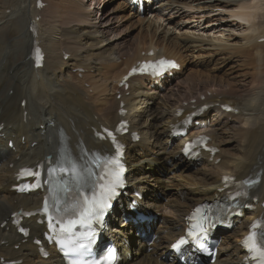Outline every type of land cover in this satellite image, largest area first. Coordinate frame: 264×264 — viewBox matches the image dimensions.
Instances as JSON below:
<instances>
[{
	"label": "bare ground",
	"instance_id": "bare-ground-1",
	"mask_svg": "<svg viewBox=\"0 0 264 264\" xmlns=\"http://www.w3.org/2000/svg\"><path fill=\"white\" fill-rule=\"evenodd\" d=\"M37 1L0 2V264H62L50 248V256L43 261L37 248L32 245V239L41 238L44 231L36 225L34 218L24 222L31 230L27 239L18 236L10 225L12 214L38 209L43 196L40 192L26 196L14 193L12 187L15 186L17 170L25 165H35L48 155L55 159L62 144L71 154L81 155L86 161V153L108 149L106 143L94 139V133L99 132L101 126L114 127L122 119L130 125L129 134L123 139L130 198L133 200L134 192L142 191L144 206L153 209L158 206L154 193L161 192L162 196L168 197L165 184L174 180L170 184L175 191L172 194L175 195L172 201L174 213L169 207L171 200L167 201L166 206L171 209L175 219L162 217L157 225L154 221L135 222L132 225L134 228L145 236H150L152 232L156 240L151 253L140 252L132 258L130 252L134 239L128 230L113 227L117 220L122 221L125 217V210H119L121 218H114L109 226L113 228L110 241L120 247V264H182L169 255V247L173 240L183 235L184 218L194 206L222 198L224 185L221 180L225 175L232 176L236 181L249 176L257 177L258 181L247 201L252 209L244 211L243 218L234 221L236 225L232 230L221 234L215 262L246 264L240 239L247 232L250 221L264 217V0H157L147 14L128 6L126 0H111L119 7L116 9H120V20L139 30L134 49L112 50L109 54L112 58L106 57L103 46H97L99 43L102 45L103 37L114 33L112 28L115 29L111 25L112 15L101 13L96 7L98 0H40L45 6L39 10L36 9ZM6 10L9 14H6ZM166 12L179 14L178 18L186 14H196L194 17L199 18H182L177 24L182 22L189 26L182 28V24L179 29L177 24L172 26L170 23L172 18H165ZM209 12L216 15V12H220L217 15L220 17L218 25L210 18L207 21L206 14ZM166 22L169 24L163 25ZM226 22L230 26L239 25L243 31L235 38L223 36L220 24ZM34 26L37 36L33 34ZM34 42L39 43L45 55L43 68L38 70L33 69L29 58ZM112 42L117 46L115 37L108 41ZM150 50L154 53L152 59L164 57L175 60L179 64V72L160 81L131 78L129 89H120V78ZM66 55L68 59L64 60ZM94 56L101 62L90 64L86 61ZM245 63L249 65L246 77L250 78L247 90L236 91L234 78H219L218 86L222 89L215 87L217 71L224 75L227 73L223 77L232 76ZM193 66H201L202 71L189 72L188 83L192 85L194 81L201 82L202 79L205 82L213 81L201 92L196 91L198 99L194 104L188 102L182 107L175 98L171 102L164 99L167 110L171 109L168 115L151 106L141 113L134 110L132 101L138 102L136 105L140 109V97L153 100L147 92L164 93L163 98L171 92L174 84L180 88L177 78L186 68L189 71ZM117 94L121 95L119 101L115 99ZM200 97L204 101L201 102ZM23 102L25 106H22ZM120 103L124 104L122 109L126 112L123 118L118 115ZM30 104L36 109L34 116L28 109ZM204 105L209 109L198 120L199 127L188 129L187 138L175 139L170 132L182 119L177 115V110L186 113L192 111L193 106L197 109ZM224 105L231 107L243 119L245 129L239 128L245 130L242 131L244 134L240 143L243 154L240 149L239 155L234 151H221L218 148L220 141L216 140L214 133L208 131L207 125L205 129L202 127L210 117L209 121L226 125L233 115L221 112L220 107ZM133 133L139 135V142L133 141L130 136ZM196 133L208 134L210 144L218 154H202L201 159L195 161L185 158L180 148ZM10 142L12 147L9 146ZM210 158L213 163L219 160L215 168L217 171L209 173L201 170L195 173L199 174L198 178L186 184L187 174L194 171L196 165L206 164ZM171 173L172 177L168 180L164 174ZM124 200L121 197L118 203L123 205ZM15 247L18 250H14ZM230 248L233 255L227 252Z\"/></svg>",
	"mask_w": 264,
	"mask_h": 264
},
{
	"label": "rangeland",
	"instance_id": "rangeland-1",
	"mask_svg": "<svg viewBox=\"0 0 264 264\" xmlns=\"http://www.w3.org/2000/svg\"><path fill=\"white\" fill-rule=\"evenodd\" d=\"M4 1V0H3ZM0 2H2V0H0ZM113 2H111V0H102V1H100L99 2V0H98V2H97V4H98V6H96L97 8H98V10H100V12L101 13H103V12H105V13H109L110 14V16L112 15V21H111V25H112V27H115V29L114 28H112L113 30V32L114 33H112L110 36H106V37H103V41H102V45L99 43V45H97V46H103L102 47V50H105V55H106V57L107 58H112V57H109V54H110V52L112 51V50H115V51H128V50H132V49H134V47H135V45H136V43L138 42V33H139V30L137 29V27L136 26H134V25H129V23L128 22H126V21H124L123 19H121L120 20V17H121V12H118L120 9H116V8H119V7H117V5L116 4H112ZM101 4V5H100ZM1 6V5H0ZM116 6V7H115ZM179 8V7H178ZM185 9V8H184ZM183 9V10H184ZM117 11V12H116ZM166 11H168V10H166ZM192 11H196V10H192ZM6 12V14H9V12H8V10H6L5 11ZM182 12H184V11H182ZM196 12H198V11H196ZM205 12V11H204ZM199 13H201V12H199ZM2 14V13H1ZM156 14H158V13H156ZM162 14H164V13H162ZM196 14H193V15H185L184 17L186 18V20H187V18H189L190 16H195ZM198 15V14H197ZM206 15H208V17H207V21H210V19L212 20V21H216V22H214V23H216L217 25L220 23V22H218V20L220 19V17L219 16H217L215 13H213V12H209V14H206ZM216 15V16H215ZM178 16H179V14L178 15H175V14H173V13H169V12H166L165 13V18L167 17H170V18H172V20L170 21V23L172 24V26L173 25H176L177 24V22H179V21H181L182 20V18H184V17H182L183 15H181V17H179L178 18ZM1 17H2V15H1ZM0 17V18H1ZM195 19L196 18H199V17H194ZM208 18H210V19H208ZM224 20H226V19H224ZM186 22H189V21H186ZM165 24H169L168 22H166V23H163V25H165ZM184 25V23H179V24H177L176 26L180 29L181 28V25ZM182 25V26H183ZM216 25V26H217ZM220 25H222V27H221V29H220V31H221V34L223 35V36H229V37H232V38H235V37H238L239 36V33H241V30L243 31V28L242 27H240L239 25L238 26H230V24H228L227 22L226 23H222V24H220ZM0 26H2V22H0ZM126 26H128V27H126ZM186 26H189V25H184L182 28H184V27H186ZM188 29H190L189 27H188ZM116 30V31H115ZM174 32L176 33V34H178V31H175L174 30ZM120 33V34H119ZM116 35V36H115ZM100 36H102V34L100 35ZM216 36H219L218 34L216 35ZM112 37H115V41H117L118 43H117V46L116 45H113V43L114 42H112V43H108V41L109 40H112ZM132 38V39H131ZM121 39V40H120ZM125 40V41H124ZM123 41V43L121 44L120 42H122ZM127 42V43H126ZM107 44V45H106ZM121 44V45H120ZM106 45V46H105ZM111 45H112V47H111ZM130 45V46H129ZM114 46V47H113ZM116 46V47H115ZM113 48V49H112ZM129 48V49H128ZM94 55V54H93ZM104 55V56H105ZM105 57V58H106ZM87 57H85L84 59H86ZM67 59V57H65L64 58V60H66ZM97 59L98 58H96L95 56L94 57H91L89 60H87L86 59V61H88V62H90V64H95V63H99V59H98V62H97ZM101 62V61H100ZM245 66V67H244ZM243 66V68L242 67H240L241 69V71L240 70H238V69H236L235 70V72H234V74H231L232 76H228V77H223V76H227V73L224 75V74H222V72L221 71H217L216 73H215V75L218 77L217 79H218V81L217 82H215L214 81V83H216V88H219V86H218V82H219V78L220 79H224V80H226V79H235V83H234V89L236 90V91H241V89L243 90V91H245V90H247V87H248V85L250 84V78H248V77H246V75L248 76V74H249V71H247V68L249 67V65L247 64L246 65V63H245V65ZM201 68V66H198V68L196 67V66H193L192 68H190V70L188 71L187 70V68H186V70H184L183 71V73H181L180 75H179V77L177 78V82L180 84V88H177L176 86V84H174L172 87H171V92H168L167 94V96H165V97H163L162 98V96H163V94L164 93H153V92H147L148 93V95L149 96H152L153 98V100H148V99H146V98H144V97H140L139 98V100L141 101L140 102V109H139V107L136 105V104H138V102H135V100L134 101H132V103H133V105L135 106V108H134V110L135 111H137L138 113H141L145 108H149L150 106L152 107V108H154V109H156L158 112H163V113H166L167 115L168 114H170V110L171 109H168L167 110V108L165 107V101H163L164 99H167V100H169V102H171L170 100L172 99V98H175L177 101H179L180 102V104L182 105V106H185V104L189 101V100H191V103H193L194 101H195V99L197 100L198 98H197V93H196V91H198V92H201L205 87H207L209 84H212L213 83V81H210V82H205L206 80L205 79H202L201 80V82H195L194 81V83L191 85V83H188V75H190L189 74V72H191V73H201V71H202V69H200ZM205 69V68H204ZM200 70V71H199ZM74 72V71H73ZM91 72L93 73L94 71L93 70H91ZM82 73V72H81ZM246 73V74H245ZM241 74V75H240ZM223 75V76H222ZM222 76V77H221ZM78 77H80V76H78ZM244 77V78H243ZM247 80V81H246ZM176 85V86H175ZM236 85V86H235ZM182 86V87H181ZM86 88H87V86H85ZM185 87V88H184ZM186 89H187V91H186ZM219 89H222V88H219ZM177 93H179L180 95H182V96H179ZM126 97H128L127 95H125ZM193 98H195V99H193ZM115 99L116 100H119V99H117V96H115ZM138 100V101H139ZM173 100V99H172ZM201 101H202V99H201ZM152 102V103H151ZM174 102V101H173ZM150 104V105H149ZM31 107V108H30ZM35 107H34V105H28V109L30 110L31 109V114L32 113H34V114H32V116H34V115H36V109H34ZM139 110V111H138ZM231 115H233V118L232 119H230V120H227L226 122V125H224V123L223 124H219V123H217L216 121H209L210 120V118H208L207 120H205V125H203L202 127H204V129H205V126L207 125L208 126V131H211L212 133H214V136L216 137V140L217 141H220L221 142V144H220V142L218 143V145H219V149L221 150V151H234V152H236V153H238V155H239V149H240V151H241V144H242V141H241V137H242V135L244 134L243 132L245 131H243L242 130V128H244L242 125H243V119H242V117H240L238 114H236V112L234 113V114H231ZM0 118H1V116H0ZM210 123V124H209ZM213 123V124H212ZM240 127H242L241 128V130H239V128ZM207 128V127H206ZM245 129V128H244ZM243 131V132H242ZM238 135V136H237ZM240 135V136H239ZM238 137V138H237ZM170 140V139H169ZM239 142V143H238ZM241 143V144H240ZM237 144V145H236ZM239 144V145H238ZM240 147V148H239ZM223 149H225V150H223ZM241 154H243L242 153V151H241ZM240 154V155H241ZM204 162V161H203ZM218 163H219V161H214V163L212 162V160L210 159L206 164H202V166H195L194 168H193V170L194 171H191V172H189L187 175H188V178L185 180V182H186V184L189 182V181H191V180H193V179H195V178H198L199 177V174H195V173H197V172H199V171H201V170H205V171H208L209 173H210V171L212 172V173H215L217 170L215 169L217 166H218ZM175 170V169H174ZM178 173V171H176V174ZM164 175H166V176H168V180L172 177V173L169 175V174H164ZM169 182V181H168ZM172 183H174V180H172ZM172 183H171V181L168 183V185L167 184H165L166 185V189H167V193H168V197H166V195H163L164 196V198H163V196H162V193L161 192H155L154 193V196L156 197V199L158 200V203H157V205L158 206H155V208H153V209H151L150 207H149V209L150 210H152V211H154L153 212V214L156 216V218H158V220H157V223H155V225H157V224H160V220H161V218L162 217H164L165 219H168V220H171V219H175V217H173V215H172V212H171V209H172V211H173V213H174V209H173V207H172V201L173 200H175V195H172V194H175V191H173V187H171V185H172ZM171 184V185H170ZM147 188H149V187H147ZM143 193V195H144V192H142ZM172 197V198H171ZM169 200H171V202L169 203L170 205H169V207H171V209L169 208V207H167L166 206V204H167V201H169ZM182 201V200H181ZM180 200H179V202H181ZM154 203V202H153ZM183 203V202H182ZM181 203V204H182ZM157 210V211H156ZM174 216H175V214H174ZM116 227H118V228H120V229H125V228H127V227H124V226H121V223L120 222H118L117 221V225H116ZM123 227V228H122ZM228 236H230V234L228 235ZM137 237V236H136ZM152 245H150L149 247H145V246H143L142 244L141 245H139V244H136V246L135 247H133V249H132V256L133 257H135L137 254H139L140 252H145V253H151L152 252V249H154V242L153 243H151ZM226 247V246H225ZM228 247V246H227ZM231 248H232V245H231ZM229 249L230 251H227V252H229V254H232V252H233V249ZM14 250H18V248L17 247H15L14 248ZM222 251V250H221ZM223 252V251H222ZM226 251H225V253H227ZM233 255V254H232Z\"/></svg>",
	"mask_w": 264,
	"mask_h": 264
},
{
	"label": "snow or ice",
	"instance_id": "snow-or-ice-1",
	"mask_svg": "<svg viewBox=\"0 0 264 264\" xmlns=\"http://www.w3.org/2000/svg\"><path fill=\"white\" fill-rule=\"evenodd\" d=\"M175 63L172 61H166L161 60L157 62L156 65L148 64L145 67H151L154 69H166L175 67ZM136 69H133V72H135ZM107 131V130H106ZM108 135L111 136L112 133L108 132ZM115 163V161H113ZM124 169L123 167H120L118 165V171H115L114 173H110L111 179L107 180L106 183L102 184L100 187V193L99 196L96 194H93L91 197H84V203L81 206L79 217L77 219L68 220L66 224H64L61 228L62 232L68 233L71 232L72 229L78 224H83L85 222H90V217L93 215H100L103 213V211L109 206V201L115 197L116 195V189L118 187L122 186V180L120 179L121 173H123ZM21 175H27V176H33L38 175V173H33L30 169H23L21 172ZM105 177H101V180H104ZM228 179L227 177L225 178ZM45 211H48L47 205L45 206ZM199 211V210H197ZM51 226V225H50ZM21 231H24V229H21ZM251 239V238H250ZM183 243V241L181 242ZM248 243L247 241L245 242ZM87 245L79 244L75 249H70L69 253L66 254H73L74 252H78L80 249H85ZM253 249L258 252L259 258H260V264H264V251H260L259 249H256L253 245Z\"/></svg>",
	"mask_w": 264,
	"mask_h": 264
}]
</instances>
